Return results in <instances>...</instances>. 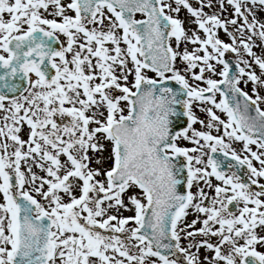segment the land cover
<instances>
[{
	"label": "snow or ice",
	"instance_id": "6c2138e0",
	"mask_svg": "<svg viewBox=\"0 0 264 264\" xmlns=\"http://www.w3.org/2000/svg\"><path fill=\"white\" fill-rule=\"evenodd\" d=\"M262 92L264 0H0V264H264Z\"/></svg>",
	"mask_w": 264,
	"mask_h": 264
},
{
	"label": "rangeland",
	"instance_id": "374dc122",
	"mask_svg": "<svg viewBox=\"0 0 264 264\" xmlns=\"http://www.w3.org/2000/svg\"><path fill=\"white\" fill-rule=\"evenodd\" d=\"M250 88H251V85H249L248 88L245 90H250ZM261 94L264 95V92H262ZM218 99H219V97H218ZM261 107L264 108V104H262Z\"/></svg>",
	"mask_w": 264,
	"mask_h": 264
}]
</instances>
